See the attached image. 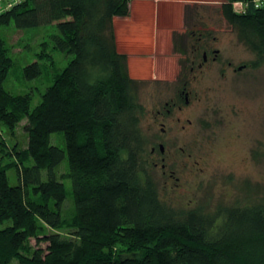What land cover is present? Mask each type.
<instances>
[{"label":"trees","instance_id":"1","mask_svg":"<svg viewBox=\"0 0 264 264\" xmlns=\"http://www.w3.org/2000/svg\"><path fill=\"white\" fill-rule=\"evenodd\" d=\"M131 1L22 0L0 12V264H264V196L254 198L256 186L248 185L254 192L251 199L246 192L245 203L208 211L181 209L161 196L155 173L162 168L142 127L140 81L117 49L113 27ZM205 1L220 4L253 53L251 65L263 64L262 1ZM52 23L56 31L36 59L13 57L6 29ZM190 46L199 49L198 37ZM54 50L72 55L62 69ZM48 66L51 82L33 106L30 91L5 85L12 74L25 86ZM24 119L22 146L15 131ZM56 131L64 148L50 142ZM59 177L71 179L70 197Z\"/></svg>","mask_w":264,"mask_h":264},{"label":"rangeland","instance_id":"2","mask_svg":"<svg viewBox=\"0 0 264 264\" xmlns=\"http://www.w3.org/2000/svg\"><path fill=\"white\" fill-rule=\"evenodd\" d=\"M191 4L176 18L179 26L183 23L185 29H172V45L162 46L160 41L155 48L143 49L126 43L123 50L131 52L127 53L129 62H132L131 67L127 62L128 69L131 76L140 81L138 94L144 110L142 127L151 145L159 135V127L153 123L156 105L172 95L182 77H194L190 73L191 61L201 59V51L190 45L207 31L210 37L215 36L214 39L209 37L208 41L219 49L218 59L194 70L197 78L191 80L197 91L187 106V115L192 123L185 131H176L167 147L171 153L170 167L174 169L176 178L168 180L159 168L155 173L161 185V196L172 205L181 209L200 206L208 211L217 205L245 203L246 192L251 193L248 199L253 197V186L257 188L254 198L264 196V63L259 67L251 65L253 53L237 39L233 27L222 18L218 2L202 0ZM234 6L239 7L238 4ZM158 16L159 40H162L166 33L162 26L166 15L159 11ZM192 28L196 33L189 38L185 32ZM144 30L141 41H147L150 35L147 27ZM55 31L56 25L52 23L27 29L11 26L5 33L13 57L25 63L36 59L42 41L48 40ZM181 37L184 48L178 44L177 39ZM52 54L60 69L72 57L60 50H54ZM240 65L241 69H234ZM46 71L42 76L27 81L25 86H19L14 75L10 74L5 85L11 90L30 91L33 106L39 101L40 92L51 82L54 68L48 66ZM25 121L22 120L15 131V137L22 146L26 145ZM3 134L8 140H13L14 136ZM50 142L65 147L63 133L59 131L51 133ZM65 165L66 159L60 163V170ZM8 175L10 183L14 184V172L8 171ZM60 179L70 197L71 179ZM65 207L70 210L69 199Z\"/></svg>","mask_w":264,"mask_h":264},{"label":"flooded vegetation","instance_id":"3","mask_svg":"<svg viewBox=\"0 0 264 264\" xmlns=\"http://www.w3.org/2000/svg\"><path fill=\"white\" fill-rule=\"evenodd\" d=\"M209 37V35L198 37L201 59L191 61L190 73L194 77L191 79L189 76L182 77L172 95L167 96L163 101H159L154 110L153 123L159 127V135L151 147V157L156 166L162 168V173L167 176L168 180L176 178L174 169L170 167L171 153L167 151L168 144L172 143L176 131H185L192 123L187 115V106L197 94L195 87L191 84V80L197 78L194 70L201 69L210 60L216 61L218 59L219 49L208 41L210 38L214 39L215 36ZM228 64L231 62L228 61ZM241 68V65L234 67L235 70Z\"/></svg>","mask_w":264,"mask_h":264},{"label":"crops","instance_id":"4","mask_svg":"<svg viewBox=\"0 0 264 264\" xmlns=\"http://www.w3.org/2000/svg\"><path fill=\"white\" fill-rule=\"evenodd\" d=\"M199 1L202 0H132L130 2L129 14L127 16H115L113 19L117 49L120 52L131 53L127 51V49L123 50V48L126 47V43H128L127 46H133L134 44L139 48L143 47V49L155 48L160 41L162 46H166L168 43L172 45V29H182L181 31L185 29L183 23L179 26V20H176L177 16L183 14L186 6H190L192 5L191 3ZM259 1H262L264 4V0ZM159 11H163L166 15L162 23L166 33L162 40H159ZM146 27L150 35L147 41H141L140 36L144 33ZM130 32L132 33L130 34ZM132 36H134L133 39L128 42L129 38ZM129 58L128 55V63H130L129 67H131L132 62H129ZM134 64L135 63H133V67Z\"/></svg>","mask_w":264,"mask_h":264},{"label":"built area","instance_id":"5","mask_svg":"<svg viewBox=\"0 0 264 264\" xmlns=\"http://www.w3.org/2000/svg\"><path fill=\"white\" fill-rule=\"evenodd\" d=\"M22 0H0V12L4 11L8 8H10L11 6L20 3ZM239 5L238 8L242 7V3L241 2H235L234 5ZM235 7V6H234ZM236 9H238L237 7H235Z\"/></svg>","mask_w":264,"mask_h":264}]
</instances>
